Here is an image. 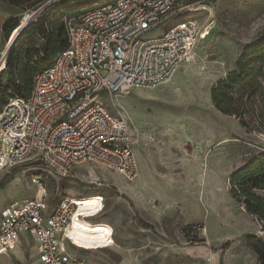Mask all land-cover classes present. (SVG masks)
<instances>
[{"label":"rangeland","instance_id":"1","mask_svg":"<svg viewBox=\"0 0 264 264\" xmlns=\"http://www.w3.org/2000/svg\"><path fill=\"white\" fill-rule=\"evenodd\" d=\"M48 1L34 5L0 0V64L9 42L3 38V23L17 18L22 26ZM76 5L67 18L90 8ZM185 19L209 27L194 60L182 63L155 88L96 98L129 123L136 140L137 176L129 182L102 166L82 164L73 168L71 177L59 180L39 167L22 166L0 178V209L38 195L31 178L41 174L49 210L62 194L105 198L101 219L115 224L122 250L105 249L87 257L105 264H257L247 240L261 235L260 223L240 195L234 196L230 178L264 154V135L245 128L243 114L231 112L235 104H225V112L217 110L210 92L219 80H229L240 70L242 78L227 84V96L235 99L238 91L251 88L264 93V0H216L210 15L183 13L156 26L146 38L159 37ZM258 53L260 58L249 59ZM254 193L264 199V192ZM86 200L83 213L92 208ZM75 232L80 238L100 237L101 228L79 222Z\"/></svg>","mask_w":264,"mask_h":264},{"label":"built area","instance_id":"2","mask_svg":"<svg viewBox=\"0 0 264 264\" xmlns=\"http://www.w3.org/2000/svg\"><path fill=\"white\" fill-rule=\"evenodd\" d=\"M215 1L112 0L95 3L77 17H63L65 49L35 74L29 98H8L0 108V178L32 166L63 179L74 167L89 164L132 181L137 163L129 123L96 98L155 88L194 60L198 42L209 32L206 23L185 19L159 37L146 35L183 13L210 15ZM31 182L38 195L0 211V254L26 235L40 264H101L85 256L113 243L108 225L90 221L101 210V198L62 194L49 210L41 174ZM85 200L92 206L88 213L81 210ZM79 222L99 225L100 237L80 238L75 232Z\"/></svg>","mask_w":264,"mask_h":264},{"label":"trees","instance_id":"3","mask_svg":"<svg viewBox=\"0 0 264 264\" xmlns=\"http://www.w3.org/2000/svg\"><path fill=\"white\" fill-rule=\"evenodd\" d=\"M32 1H35L33 3L35 5L41 0H10L11 3L15 4ZM99 1L101 0H56L27 25L17 37L7 58L4 55L0 64V97L4 96L5 98L0 108L8 98H29L35 74L49 66L54 57L65 49L66 33L62 21L63 17H67V13L76 9L78 3H86L91 6ZM21 24L18 23L17 18L8 19L3 23V38L9 39L8 45L16 37ZM258 54L249 59L262 56L261 53ZM228 77H230L229 80H219L211 89L210 95L214 107L225 112V104H235L231 112L243 114L246 118L243 122L245 128L264 135L263 91L259 89V92L255 93L252 88L241 89L235 94L236 98L233 99V97L226 95L227 84L240 82L242 73L239 70V74L232 78L231 76ZM11 93L14 95L11 96ZM230 183L235 188L234 196L240 195L247 212L260 223L261 235L250 237L247 241H249L248 246L257 256V264H264V199L254 193L256 190L264 192V154L253 157L246 165L239 168L231 176ZM92 195L86 197L89 198ZM59 197L61 198L62 195ZM141 224L150 227L143 221Z\"/></svg>","mask_w":264,"mask_h":264},{"label":"crops","instance_id":"4","mask_svg":"<svg viewBox=\"0 0 264 264\" xmlns=\"http://www.w3.org/2000/svg\"><path fill=\"white\" fill-rule=\"evenodd\" d=\"M132 143H133V147H134L135 143H136L134 136H132ZM133 152H134V156L136 159V152H135L134 148H133ZM136 163H137V159H136ZM137 173H138V166H137ZM92 196H98L101 198V201H100L101 202V210L99 211L98 214L92 215L90 221L92 223L94 222V223H102V224L108 225L112 229L113 243L110 244L109 246H104L102 248L96 247V249L89 250V251H87V253L99 252V251H102L105 249H113V248L117 249V250L118 249L122 250V248L118 246L119 242H118V237L116 235L115 224L109 223L107 221H104V219L103 220L101 219L102 214L104 212V208H105V198L100 194H93ZM11 204H13V203H11ZM11 204H9V205H11ZM9 205H7V206H9ZM5 207H3V208H5ZM3 208H1L0 211ZM24 246L30 247L31 250H28ZM92 258L99 261L101 264H105V263H103V261H101L98 258H95V257H92ZM0 264H40L38 262V254H37L36 248H35L32 240H31V238L26 236V235H22L20 238V241L17 245H15L12 249L5 251V252L0 254Z\"/></svg>","mask_w":264,"mask_h":264},{"label":"water","instance_id":"5","mask_svg":"<svg viewBox=\"0 0 264 264\" xmlns=\"http://www.w3.org/2000/svg\"><path fill=\"white\" fill-rule=\"evenodd\" d=\"M53 0L48 1L45 5H43L38 11H36V13L33 15V17H37L46 7L50 6L52 4ZM54 3V2H53ZM29 22L27 21V23L25 25L22 26V28L19 30V32L17 33L16 37L14 38V40L12 41V43H10L6 50L4 51V54L6 55L5 58L7 57L10 49L12 48V46L15 44L17 37L19 36V34L22 32V30L24 29V27H26V25H28ZM3 57V56H2Z\"/></svg>","mask_w":264,"mask_h":264},{"label":"bare ground","instance_id":"6","mask_svg":"<svg viewBox=\"0 0 264 264\" xmlns=\"http://www.w3.org/2000/svg\"><path fill=\"white\" fill-rule=\"evenodd\" d=\"M28 18H29V17H28ZM28 18H27V19H28ZM27 19H26V20H27ZM26 20H25V21H26ZM28 20H29V19H28ZM28 20H27V21H28ZM25 21H24V22H25ZM27 21H26L23 25H25V24L27 23ZM208 23H209V22H208ZM23 25H22V26H23ZM22 26H21V28H22ZM21 28H20V29H21ZM15 34H16V33H15ZM14 36H15V35H14ZM14 36H13V37H14ZM13 37H12V39H13ZM12 39H11V40H12ZM11 43H12V42H11ZM2 68H4V67H2ZM81 210H83V206H81Z\"/></svg>","mask_w":264,"mask_h":264}]
</instances>
